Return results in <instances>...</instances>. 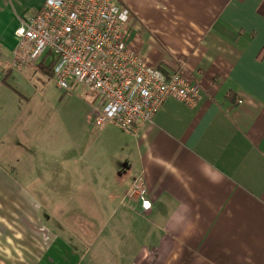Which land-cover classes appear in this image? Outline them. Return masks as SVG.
I'll list each match as a JSON object with an SVG mask.
<instances>
[{
  "label": "crops",
  "instance_id": "1",
  "mask_svg": "<svg viewBox=\"0 0 264 264\" xmlns=\"http://www.w3.org/2000/svg\"><path fill=\"white\" fill-rule=\"evenodd\" d=\"M124 1L132 48L166 74L184 65L199 100L167 98L136 131L93 112L91 148L64 126L43 145L33 99L0 83V264H264V0ZM44 2L0 0V67L9 55L16 70L15 31ZM13 161H81L80 174L32 190ZM138 180L147 194L129 199Z\"/></svg>",
  "mask_w": 264,
  "mask_h": 264
},
{
  "label": "built area",
  "instance_id": "2",
  "mask_svg": "<svg viewBox=\"0 0 264 264\" xmlns=\"http://www.w3.org/2000/svg\"><path fill=\"white\" fill-rule=\"evenodd\" d=\"M131 20L124 0H45L35 14L20 20L13 69L45 67L51 58L48 70L60 90L81 87L99 95L93 120L100 129L116 123L136 131L152 123L170 97L197 103L199 86L186 79L184 65L166 74L133 50ZM146 194L145 183L138 180L127 196Z\"/></svg>",
  "mask_w": 264,
  "mask_h": 264
},
{
  "label": "rangeland",
  "instance_id": "3",
  "mask_svg": "<svg viewBox=\"0 0 264 264\" xmlns=\"http://www.w3.org/2000/svg\"><path fill=\"white\" fill-rule=\"evenodd\" d=\"M47 60L45 67L41 66L40 63H37L35 64L36 68L30 67L26 69L27 66L23 72L19 73L14 69L13 72L9 71L10 66L8 65L13 62V59L12 57H9V55H5L4 63H2L0 67V83L5 82V84L12 85V87L16 88L19 92L33 99L29 110L33 115L30 125L39 133H36L35 139L32 138V142L34 140L37 141L42 139L41 142L45 145L49 134L46 139H44L46 135H43L48 132L49 129L55 127L62 128L64 126L68 128V145L71 144V138L73 140L75 139L77 135L76 129H80L82 132L81 145H83L84 148H91V146L95 145V135L91 131L93 128L92 126L94 125L93 122L89 121V116L91 117L94 112V108L99 100V95L92 90H87L81 87L75 91L60 90L56 86L52 75L44 72L46 71L45 69H48V66H50L52 61L51 58H48ZM9 73L12 75H9ZM93 130L96 131L94 128ZM102 140L103 139H98L100 145H102ZM105 154H107V152H105ZM60 156H64V154L61 153ZM88 158L89 157L86 155L84 161ZM102 160L103 158L101 161ZM80 162L81 161H13V164L10 165L11 167L8 169L12 170L14 167H17L18 175L21 179L32 175L35 178V182H26V184L27 186H32V190H34V188H44V176L80 174V169H78ZM110 167H112V165H110ZM92 171L94 172V169H92ZM94 175L102 177L106 174L100 173L96 170ZM94 175L89 174L90 177H93ZM39 176L43 177H40L39 179ZM55 194L60 195V197H57L60 202L64 201V198L61 197L62 192H57ZM53 208L55 209L56 206H53Z\"/></svg>",
  "mask_w": 264,
  "mask_h": 264
},
{
  "label": "trees",
  "instance_id": "4",
  "mask_svg": "<svg viewBox=\"0 0 264 264\" xmlns=\"http://www.w3.org/2000/svg\"><path fill=\"white\" fill-rule=\"evenodd\" d=\"M43 70H44V68H43ZM46 70V72L48 73V74H51V72L48 70V69H45Z\"/></svg>",
  "mask_w": 264,
  "mask_h": 264
}]
</instances>
